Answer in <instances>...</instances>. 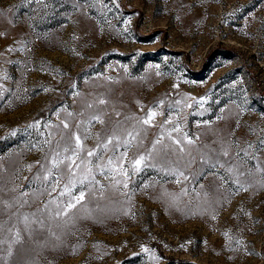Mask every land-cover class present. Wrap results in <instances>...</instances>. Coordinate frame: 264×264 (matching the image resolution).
<instances>
[{"label":"rangeland","instance_id":"rangeland-1","mask_svg":"<svg viewBox=\"0 0 264 264\" xmlns=\"http://www.w3.org/2000/svg\"><path fill=\"white\" fill-rule=\"evenodd\" d=\"M73 133L104 174L54 167ZM0 241V264H264V0H0Z\"/></svg>","mask_w":264,"mask_h":264},{"label":"snow or ice","instance_id":"snow-or-ice-1","mask_svg":"<svg viewBox=\"0 0 264 264\" xmlns=\"http://www.w3.org/2000/svg\"><path fill=\"white\" fill-rule=\"evenodd\" d=\"M100 103L103 104L105 103V101L101 100ZM89 107H91V105H89ZM156 115L157 113L155 111L150 110L147 115V118L143 119L142 123L150 124ZM93 119L99 121L100 123H103V120H101L99 116H94ZM64 127L67 128L68 124L65 123ZM62 139L64 138L62 137ZM68 140L74 141V145L66 144L64 146L63 152L65 153V156L63 159H57L58 157H60V152H56V155L53 157V160H52L54 167H58L59 164H64L70 176L74 177L76 175V172L74 171V169H78L81 167V165H83L87 171V174L90 176L92 174V167H90V165H93L94 161L88 160L87 157H93L94 160L97 162L95 163V167L100 168L101 174H104L105 166L98 163V161H100L103 156V153L97 150L99 149L100 145H97V149L88 150L86 153H84V155H81V153L83 152V145H82L80 136L78 134L73 133L68 137ZM112 140L113 138L109 137L107 140V143L103 144V148L107 149V145L112 143ZM156 143H159V141H156ZM176 143L179 144L180 141H176ZM188 143H192V141L188 140ZM116 151L117 149L114 147L112 150V155L107 158V170L113 171V172L119 170L122 175L127 177L129 174L127 170L122 167V164H121V161L126 159V153H121L120 155H117ZM181 151H183V149H181ZM223 155L227 156L228 152L225 151ZM144 160H145V157L143 155H140L139 157L135 158L133 161V171H137V172L140 171V166ZM77 161H79V163H77ZM212 166L215 167L216 165L213 164ZM231 170L232 169H229V171ZM237 171L239 175H244L243 172H239V170ZM173 174L177 176H184L183 172H174ZM185 179H187V177H185ZM56 183L58 184L59 181L57 180ZM80 183L83 184V180H81ZM236 184L242 187L239 179L236 180ZM70 185L74 186V182L70 181ZM70 185H65V188L68 193H71ZM123 186L127 188L128 184L125 182ZM64 194H65L64 192L60 193V195H64ZM84 198H85V192L83 190L79 191L77 195L72 196L71 199L66 203L65 210L63 211V213L60 211H57L56 216L59 217L62 214L67 215V210L76 208L77 205L81 204ZM24 220L27 223L28 217L25 216ZM37 223H39L40 225H43L44 222L41 220V221H37ZM9 231H11V229H9ZM53 236H55V233H53ZM225 236L226 237L228 236L227 232L225 233ZM16 237L19 238V232L16 233ZM0 243H3V241H0ZM145 251H147V249H145ZM8 253L9 255H11V246H9Z\"/></svg>","mask_w":264,"mask_h":264}]
</instances>
